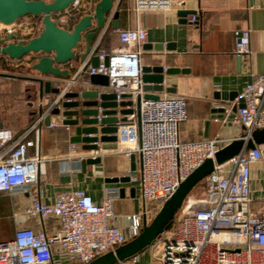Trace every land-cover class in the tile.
I'll list each match as a JSON object with an SVG mask.
<instances>
[{"label":"built area","instance_id":"built-area-1","mask_svg":"<svg viewBox=\"0 0 264 264\" xmlns=\"http://www.w3.org/2000/svg\"><path fill=\"white\" fill-rule=\"evenodd\" d=\"M133 3L139 13L166 10L172 0H133ZM81 6L82 0H74L66 9L53 13V19L65 27L78 13L91 11L90 8L83 11ZM111 13L101 30L110 21ZM195 20V15L188 18L191 23ZM41 27V22L24 16L10 24L0 23V38L12 34L14 41L24 42L37 35ZM146 37L147 31L141 26L118 30L120 46L110 51L99 48L97 38L83 65L63 80L59 93L41 114L17 133L0 125V193H30L44 173L47 160L42 153L43 133L59 126L62 119L54 115L45 126L44 117L66 92L94 88L89 75H106L116 93L131 92L133 102L135 96L143 94L141 44ZM234 37V54L241 58L248 56L250 29H236ZM93 55L98 58V66L88 64ZM84 72L88 77H83ZM158 95L157 99L141 98L140 134L135 113L127 116L129 123L125 128L132 135L127 139H136L138 134V141L126 148L118 143L114 148L125 156L135 153L140 157L138 176H129L139 184L137 210L115 213L113 204L120 195L118 187H107L99 203L84 189L61 191L51 203L32 195L23 205L22 213L26 218L37 219L41 227L22 224L11 239L0 241V264H59L61 259L73 264L88 263L137 236L144 222L152 220L180 183L205 159H214L216 152L230 142L220 134L200 141H180L178 124L187 118L186 98L162 91ZM240 97L243 105L233 113L231 122L242 127L239 138L248 139L255 129L264 128V74L247 82ZM96 144V149L78 151L77 143L71 142L66 159L72 164L63 165L62 171L78 170L83 158L102 157L108 149H102L99 141ZM29 148L34 150L32 155ZM255 163L264 164V143L223 163H214L202 185L194 187L185 197L180 214L150 246L155 254L152 264H264V205L256 207L253 216L250 208L251 165ZM46 222L51 223L49 231L44 227ZM158 246L161 254L156 251ZM140 256L114 264H140Z\"/></svg>","mask_w":264,"mask_h":264},{"label":"crops","instance_id":"crops-1","mask_svg":"<svg viewBox=\"0 0 264 264\" xmlns=\"http://www.w3.org/2000/svg\"><path fill=\"white\" fill-rule=\"evenodd\" d=\"M81 8L83 11L90 8L91 11L86 14L93 13L90 0H82ZM179 10H195L197 20L192 23L180 22L177 14ZM111 14L110 21L104 30L98 32L91 47L100 38L99 48L110 51L120 46L118 30L141 26L147 31L143 44L150 46V49H146L141 44V65L161 64L163 69L177 67L185 70L165 75L164 87L170 89L162 91L186 98L187 118L178 124L180 141H200L216 134L231 141L241 136L242 127L231 122V116L236 112L232 111V107L239 104L245 84L264 74V0H172L166 10H145L139 13L134 10L133 0H115ZM113 21L116 28L113 27ZM241 28L250 29L251 53L239 62L238 56L234 54V30ZM156 45L160 46L157 50ZM83 47L84 42H81L75 50L74 58L61 66L69 70L67 78L75 74L85 62L86 57L81 61L77 55L83 51ZM27 58L17 61L0 59V125L11 128L15 133L25 128L36 116L35 91L28 79L33 73L28 70ZM88 64L91 65V59ZM82 74L84 78L88 77L86 72ZM216 91L237 93L232 100L224 102L227 109L223 119L211 118V108L222 103L213 97ZM19 118L21 126L18 125ZM73 131V127L61 124L53 129H45L42 153L47 156V160L38 182L32 186L30 193H0L1 214L12 228V237L15 229L22 224L41 227L37 219L26 218L22 213L23 205L30 201L32 195H37L45 203H51L61 191L84 189L94 202L99 203L107 187H118L124 188V193L114 201L115 213L127 214L137 210L138 181L129 179L128 182H110L107 178L137 177L139 155L136 154L135 170H131L130 156L108 149L100 163L87 164L85 171L80 164L78 170L65 173L62 171L63 165L72 164L66 158ZM138 138L137 134L136 139H126L119 144L126 148L138 141ZM77 149L83 151L80 143H77ZM33 151V148L28 149L30 155ZM251 179L253 202L256 207L264 205V164L251 165ZM132 187L135 188L133 197L130 192ZM44 227L49 231L51 223L46 222ZM145 255L141 254L140 259L143 260ZM59 264L73 263L61 259Z\"/></svg>","mask_w":264,"mask_h":264},{"label":"water","instance_id":"water-1","mask_svg":"<svg viewBox=\"0 0 264 264\" xmlns=\"http://www.w3.org/2000/svg\"><path fill=\"white\" fill-rule=\"evenodd\" d=\"M74 0H0V23L10 24L17 19L27 16H40L41 29L37 35L27 41H14L12 34L5 39L0 38V59L8 58L13 61L27 58L28 70L33 73L28 79L32 82V90L35 91L37 108L34 114H41L50 101L59 93L60 86L69 73L68 69L61 66L69 63L76 55V48L84 42L83 51L78 53L79 60L83 61L91 50V44L98 32L104 27L107 15L113 10L115 0H90L93 6L92 14H85L72 27L60 26L52 14L66 9ZM179 21H188V15H195V10H179ZM195 20V21H196ZM199 20V19H198ZM113 27L117 25L113 21ZM150 49L149 44H143ZM159 45L155 49H159ZM161 49V48H160ZM241 57L238 56L240 62ZM96 55L91 57V66H98ZM104 64H108V57ZM184 69L169 67L165 70L161 64L142 65L141 79L143 94L135 96L131 92L117 94L110 86L109 79L103 74L89 75V82L94 88L72 90L66 92L60 102L53 106L44 117L43 124L47 126L52 116H60L61 124L73 127L70 142L80 143L83 150L97 148L99 141L102 149H114L119 141L130 138L125 126L129 123L127 116L135 113L140 134V101L142 99H157L158 93L164 89L165 75L184 72ZM249 82V81H248ZM236 92H214L213 97L221 100L219 106L211 108V118L223 119L227 106L224 102L232 100ZM243 105L242 97L239 104L232 107V111ZM101 107V111H98ZM100 115V119L97 118ZM208 123V122H206ZM128 133V135H127ZM132 138V135H131ZM264 143V128L255 129L248 139L235 138L220 148L214 159L207 158L191 174L185 178L175 192L164 202L152 220L144 222L140 233L131 240L109 250L86 264H114L120 260L129 259L146 251L158 236L166 229L174 219L185 197L198 185L209 173L213 171L214 163H223L242 151L253 149L256 145ZM131 170H135L136 154L130 156ZM101 157L83 158L82 170L87 164H98ZM129 176L109 177L110 182H128ZM131 196L135 194V188L130 189ZM124 188L120 189L123 195Z\"/></svg>","mask_w":264,"mask_h":264},{"label":"rangeland","instance_id":"rangeland-1","mask_svg":"<svg viewBox=\"0 0 264 264\" xmlns=\"http://www.w3.org/2000/svg\"><path fill=\"white\" fill-rule=\"evenodd\" d=\"M27 16L29 18L31 17L30 15H27ZM21 124H22V121L19 118L18 125L21 126ZM200 185H202V181L196 186H200ZM183 203H184V200H183L180 208L177 210L175 215L180 214V212L183 210ZM250 208H251V213H252V216H253L254 213H255L254 211H255V208H256V204L254 202H252L250 204ZM171 223H172V221H171ZM11 238H12V228H11L7 218H5L4 215L1 214V202H0V241L9 240ZM156 251L158 252V254H161L160 246H158L156 248ZM141 254L142 255L146 254V255L144 257H142L143 260L142 259L140 260V264H152L153 257H155V254H153L152 249L150 247L146 251L141 253Z\"/></svg>","mask_w":264,"mask_h":264},{"label":"trees","instance_id":"trees-1","mask_svg":"<svg viewBox=\"0 0 264 264\" xmlns=\"http://www.w3.org/2000/svg\"><path fill=\"white\" fill-rule=\"evenodd\" d=\"M86 13L85 12H80L77 14V16H75V18L72 20V22H70L67 26L65 27H72V25L74 23H76L82 16H84ZM54 14H52V18H54L53 16ZM31 17H33L35 20H37L38 22H41V17L40 16H33L30 15Z\"/></svg>","mask_w":264,"mask_h":264}]
</instances>
